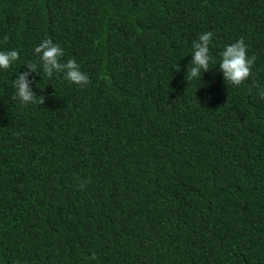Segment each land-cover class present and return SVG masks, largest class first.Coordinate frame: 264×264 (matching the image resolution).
Listing matches in <instances>:
<instances>
[{
	"label": "trees",
	"instance_id": "1",
	"mask_svg": "<svg viewBox=\"0 0 264 264\" xmlns=\"http://www.w3.org/2000/svg\"><path fill=\"white\" fill-rule=\"evenodd\" d=\"M208 31L217 63L240 38L255 57L239 87L215 64L186 81ZM43 39L90 83L38 69L44 103L23 105L12 81ZM11 49L0 264H264V0H0Z\"/></svg>",
	"mask_w": 264,
	"mask_h": 264
},
{
	"label": "clouds",
	"instance_id": "2",
	"mask_svg": "<svg viewBox=\"0 0 264 264\" xmlns=\"http://www.w3.org/2000/svg\"><path fill=\"white\" fill-rule=\"evenodd\" d=\"M214 36L213 32L208 31L200 34L193 41L192 59L187 67L186 81L188 83L198 81L202 87L204 73L211 71L209 69L210 64H215L219 66L226 85L239 87L250 78L255 57L249 56L248 45L243 38H240L223 47L219 52L217 63V57L213 55L210 48ZM33 51L38 57L39 64L28 63V71L21 73L12 81V88L15 90L13 100L19 101L23 105L44 103V100L35 94L32 83L28 79L38 69H42L44 77L48 79L62 74L63 79L71 84L85 87L90 83L89 76L81 69L75 59L64 60V49L59 44L54 43L53 40L43 39L34 47ZM19 59L20 52L16 49L0 51V71L10 69ZM258 95L264 99V89H261Z\"/></svg>",
	"mask_w": 264,
	"mask_h": 264
}]
</instances>
